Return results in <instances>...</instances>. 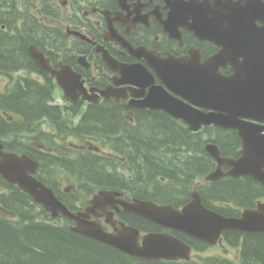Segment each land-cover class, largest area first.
<instances>
[{
	"label": "flooded vegetation",
	"instance_id": "1",
	"mask_svg": "<svg viewBox=\"0 0 264 264\" xmlns=\"http://www.w3.org/2000/svg\"><path fill=\"white\" fill-rule=\"evenodd\" d=\"M176 1L0 0V46L37 45L55 74L63 70L70 72L77 76L78 86L85 89L81 94L75 92V101L72 102L64 96L50 71L39 69L32 60H23L22 53L17 52L16 59L7 60L8 63L4 64L0 62V117L7 125H15L18 134L11 143H17L23 150L31 152L38 162L39 169L35 177L59 195L66 196L83 189L78 184V179L84 174L72 170L76 159L83 155L110 161L113 169L114 165L117 167L116 172H124L125 168L130 183L114 187L119 196L113 200L107 199V207H102L90 217L91 220L99 222L105 231L116 232L122 224L131 226L140 232L139 243L147 234L174 235L192 248V254L196 249L199 251L196 240L177 231L164 230L138 215L126 212L122 207V204L144 201L158 205L164 202L163 204L178 208L190 201L189 190L183 192L163 180L167 174L165 166L183 165L186 159L183 149L167 146L168 143H173L172 138L160 137L154 131L148 134L149 129L158 122L182 133L185 129L181 120L173 118L161 108L163 96L166 94L172 101L182 100V97L167 87L153 65H158L161 71L162 68L165 71L164 67L168 65L186 64L200 67L208 59L216 57L221 47L212 41L199 39L194 32L174 20L170 22L172 33L168 31L170 5ZM199 1L208 2L213 12L224 15L229 9L249 2V6L256 9V15H264V0ZM254 24L257 27L263 26L259 20ZM5 38L12 41H4ZM236 60L240 62L243 59ZM219 72L225 76L232 74L230 62H225L224 68L220 67ZM26 81L49 87L45 96L51 108L50 116L44 115L32 122H26L25 118L3 110L10 98L17 97L19 90L23 91ZM151 92L154 94H150ZM112 94L114 96H111ZM148 98L153 107L141 106ZM94 109L115 119L117 127L112 128L111 138L89 139L82 134L89 127L87 123L93 118L91 111ZM240 120L251 123L249 126L259 129L258 136H264V121L250 117ZM45 126L50 127L48 133ZM220 133L224 137L222 141H218L219 144L216 141ZM208 135L210 142L218 146L222 158L231 161L240 158L243 141L238 130L209 126ZM5 137L8 138V133ZM191 138L188 140L195 143L193 151L198 153V133H192ZM19 141H25V144ZM99 143H105L111 146V149L105 151L97 146ZM7 144L9 143L5 142L4 146ZM158 147H162L161 153L149 152V149ZM189 156L195 157L192 154ZM111 166L104 169L107 174H111L108 170ZM219 167L223 174L231 171V167L225 163ZM170 173L171 176L179 174L173 169H170ZM223 178L245 184L248 181L251 184L248 185L250 192L244 200L232 197L214 199V207L225 210L224 215L230 217L239 216L244 209L259 210L264 214L262 184L250 176L233 177L224 174L218 179ZM209 186L210 192L214 187L212 184ZM111 190H114L113 187ZM210 194L212 196L211 192L208 193ZM10 195L6 186L0 187V221L18 229L29 223H37L35 218L24 219L19 212L18 219L6 217L7 206L3 201H7ZM69 198L65 200L73 211L86 207L81 209ZM17 201V204H20V196ZM242 237V234L228 231L222 242L224 241L225 247L230 250L240 252L238 247L233 246V242L239 245ZM202 247L209 248L208 244ZM121 255L129 260L130 264H167L164 260Z\"/></svg>",
	"mask_w": 264,
	"mask_h": 264
},
{
	"label": "water",
	"instance_id": "2",
	"mask_svg": "<svg viewBox=\"0 0 264 264\" xmlns=\"http://www.w3.org/2000/svg\"><path fill=\"white\" fill-rule=\"evenodd\" d=\"M170 9L169 31L170 22L174 20L180 26L194 32L201 40H209L219 45L221 50L199 71L188 67L173 71L165 78L168 87L178 92L188 102L216 110L218 113L204 114L181 101L173 102L170 98L164 100L162 108L174 117L181 118L192 131L209 124L237 129L243 141L242 157L235 162L224 160L233 166L230 175H250L264 184V136H258L259 129L239 121V117L264 120V26L257 28L254 25L256 20L264 23V15H256V9L250 7L249 2L229 9L225 15L213 12L208 2L199 0H177L170 5ZM30 52L35 62L41 65L43 55L34 47L30 48ZM238 57L243 58L240 64L234 62ZM224 62H230L234 70V74L227 78L217 74V67L224 66ZM41 68L48 67L41 65ZM57 79L64 90L70 89L60 78ZM142 106L152 107L153 104L149 101ZM206 149L218 163L223 162L218 157L215 146L208 145ZM35 168L36 163L25 155L4 153L0 142V176L7 182L16 184L23 192L32 196L35 202L52 211L53 216L60 211L76 219V216L68 213L50 189L32 178L31 174ZM215 174L219 173L216 171ZM108 195L101 192L98 198L92 201L93 206H97L99 201ZM149 206L153 208L151 205L138 203L129 210L141 213L162 227L185 232L209 243H215L225 230L264 231L262 213L247 210L240 218H224L204 209L197 193L193 194V200L180 211L170 207L149 209ZM74 231L138 257L187 258L189 252V248L178 240L163 235H149L139 247L135 243L136 231L131 232L132 242L126 241L125 238L120 239L123 231L114 236L105 233L99 224L81 222Z\"/></svg>",
	"mask_w": 264,
	"mask_h": 264
},
{
	"label": "trees",
	"instance_id": "3",
	"mask_svg": "<svg viewBox=\"0 0 264 264\" xmlns=\"http://www.w3.org/2000/svg\"><path fill=\"white\" fill-rule=\"evenodd\" d=\"M6 40L11 39L5 38L4 41ZM26 47L27 45H1V64H4V62L8 63L7 60L17 57V52L22 53V57L26 58ZM46 90L49 89L26 81L23 91L19 90L18 92L20 93L17 97L10 98L8 105L3 110L10 112L14 116L18 115L25 118L26 122H32L44 115L50 116L51 108L46 104V100L48 99L45 96ZM91 112L93 113V118L89 119L87 123L89 127L82 134L95 137L99 133H102L103 137H111L113 134L112 128L117 127L115 119H112L109 114L99 113L96 109ZM152 131L160 137L172 138L173 143H168L167 146H173L178 150L183 149V156L186 159L183 165H175V169L183 171L185 178L205 175L212 170L214 166L213 160L203 150V134L198 133L200 142L198 153H195L193 151L195 143L192 140H188L192 134L187 132L186 129L182 133L171 128L169 125L158 122L156 126H152L149 129L148 134ZM6 133H8V138H16L18 134L15 125H7L0 117V138L5 139ZM223 137L224 135L220 133L216 142L222 141ZM6 146L11 150H17L10 143ZM161 148L149 149V152L153 154L161 153ZM191 154L195 155V157H190L189 155ZM108 165L109 163L101 159L85 156L72 165V170L84 174V176L79 178L82 182L98 185L99 187H114L119 179L104 171ZM248 185H251L248 181L245 184L244 182L238 183V180L227 179L214 184V189L210 190L212 196L210 194L209 198L207 193H203L202 195L205 198L206 205L217 198L232 197L237 200H244L250 192ZM1 186H6L11 193L7 201L2 200L8 210L21 213L24 219L34 217L30 198L24 196L17 189L12 188L0 179ZM18 196H20V201L22 202L20 204H17ZM215 210L223 213L219 209ZM0 264H130V262L119 252L79 236L67 228L59 229L56 226L44 223H29V225L18 229L14 225L10 226L0 221ZM143 264L159 263L144 262ZM210 264L234 263L215 259ZM239 264H264V234H249L245 236Z\"/></svg>",
	"mask_w": 264,
	"mask_h": 264
},
{
	"label": "rangeland",
	"instance_id": "4",
	"mask_svg": "<svg viewBox=\"0 0 264 264\" xmlns=\"http://www.w3.org/2000/svg\"><path fill=\"white\" fill-rule=\"evenodd\" d=\"M1 87H2V84H1V81H0V89H1ZM45 131H46V133H48V131H50V127L45 126ZM68 138H70V137L68 136ZM20 143L25 144V141L24 142H20ZM100 146L103 147V145H100ZM199 181H200V183H202L203 180L200 179ZM74 194L76 195V197L78 199V200H76L78 204H80V202L83 199H85L84 196H86V195H83V194H80V193H74ZM222 247L221 246H215V247H211V248H206L200 254L194 253L193 256L191 257L192 258L191 264H204L203 263V260H204L203 258H206V257H209V256L213 257V256H216V255L226 257V258L232 260L233 262L237 261V258L235 256V253H234L233 250H229L227 248L226 251H225L224 246H222Z\"/></svg>",
	"mask_w": 264,
	"mask_h": 264
}]
</instances>
